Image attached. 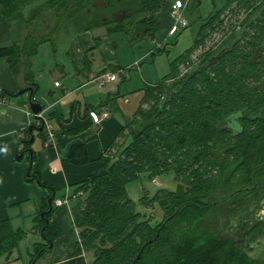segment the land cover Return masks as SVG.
<instances>
[{
    "label": "trees",
    "instance_id": "1",
    "mask_svg": "<svg viewBox=\"0 0 264 264\" xmlns=\"http://www.w3.org/2000/svg\"><path fill=\"white\" fill-rule=\"evenodd\" d=\"M35 1L0 0V14L10 23L15 16L21 18V9ZM67 1H72L75 7L68 16L70 20L93 2H101V8L94 12V27H105L110 33L124 32L135 42L154 38L160 32L155 14L166 3V0H61L60 6L69 9ZM257 1L226 0L222 9L204 20L193 48L172 62L170 76L177 71L176 65L205 47L211 33L220 30L225 23L220 15L230 3L247 6L250 17L243 24V32L217 53L206 52L203 62L185 74L165 98L163 87L170 76L145 89L142 103L127 124L131 127L128 137H132L129 145L116 159H104L105 173L92 176L77 187L76 192L82 191L84 195L79 196L82 206L76 224L81 230V243L94 259L89 263L87 256L76 250L61 264H229V260L239 257L247 261L243 264H259L233 239L220 236L219 223L206 218L215 212L214 207L207 215L202 210L204 201L218 191L216 174L228 175L223 181L226 185L238 183L244 187L255 184L259 175L264 174V0L253 9ZM124 12L128 13L126 17ZM255 12L261 16L253 20ZM38 43L31 38L24 48L11 49L8 56L15 70L20 68L21 57L29 61ZM162 51L160 48L158 52ZM36 92L35 87L34 98ZM146 103H152L149 111L144 109ZM26 134L18 144L17 154L33 148L28 143L29 130ZM45 134L40 133L46 140ZM21 145L23 148L19 149ZM71 161L77 165L88 163L86 147L74 145ZM170 171L176 174L179 192L159 188L153 197L145 193L141 199L146 205L158 203L164 212V220L154 226L136 210L127 186L143 174L155 178ZM239 172L241 175L236 176ZM30 174L29 180L36 179L49 186L40 176ZM54 201L55 198L53 210L48 212L47 200L38 217L40 234L47 244H36L40 246L39 254H35L37 259L51 250L50 244L54 245L58 237L57 228L60 231L61 222L54 218L57 210ZM171 216L174 217L156 238L159 228ZM46 219L50 224L47 225ZM251 232L262 233L259 225ZM22 234L14 231L10 222H0V244L14 241V246H18Z\"/></svg>",
    "mask_w": 264,
    "mask_h": 264
},
{
    "label": "rangeland",
    "instance_id": "2",
    "mask_svg": "<svg viewBox=\"0 0 264 264\" xmlns=\"http://www.w3.org/2000/svg\"><path fill=\"white\" fill-rule=\"evenodd\" d=\"M51 1L52 0H37L34 3L27 5L25 8L21 9L22 17L20 16L21 18H16L15 16L13 18L14 20H11L10 23H8L7 18H5L1 14L3 19L6 21V24L8 23L7 25L11 26L16 41L20 38L21 40H30L32 38L33 40L39 41L38 46L42 44L40 46L39 53L35 56H32L33 70L35 72L34 78L36 80L43 79L40 83V87L42 88V90L38 94L37 100L47 104L49 108L50 103L56 100L57 97H60V93L62 92V88H59L57 92L55 90H52L56 92H54L55 94H50L51 90L46 88L52 83V81L54 80L52 86H54L56 81L60 84V86H63L64 84L68 85L67 82L71 79H78L72 77L73 70L76 68V65L72 62L73 58L71 57V50H77V48L79 47L80 49L82 47H85L86 43H88V39L93 41L91 42L92 45L99 46L102 44H106V50L109 49V46H112L113 42V45L115 46L114 56L109 54L108 52V54L110 55V59L107 60H112L114 61V63H121L126 65L127 68H131L129 70L127 69V79L124 80V75L116 71L118 80L100 89H98V85L94 83L89 84L87 87L81 86L80 90H78L77 92H74L70 89L72 93L74 92L72 95H70V99H73V101H77V99H80L82 102H86V99L87 103L94 104V106L96 107L100 106V104L107 99L109 94H115L120 104V108L122 109L121 112H118V115H129L132 120L134 118L133 116H135L134 114L142 103L145 89L149 86L158 85L159 83L167 79L172 74L171 61L173 57H175V55H180L181 53H183V50L193 45L201 23L196 22L194 20V16L192 15L200 14L202 15L203 19H207L209 17V14L213 11L210 0H201L200 5L195 10L192 9V1L188 2V7L191 5L188 8V11L190 10L191 12L187 13L186 15L185 10L184 13L185 17L188 20V28H186L185 31L178 36L177 44H170L166 46L167 52L159 54L158 50L164 43L161 42L162 37L160 36V32L156 36H154V38L146 37L145 39L139 40L134 43L135 41L130 39V41L126 40L125 42H123V39L127 37L124 32L116 31L114 33H110V30L106 29L105 27L95 28L94 12H97V8H101V2H93L87 9L70 20L68 16L72 10H75L72 1H67V3L70 2L67 5L69 9L60 6L62 4L60 3L61 0ZM213 1L218 9L222 8L224 3H226V1L224 0ZM49 2H51L50 5L48 4ZM262 2V0L254 2V4H256L253 9H257L259 6L258 4H262ZM246 7L247 6L241 5L238 2H234L228 4L224 8V13H221L220 15V17L225 21L223 26L220 27V30L213 31L211 33V36L209 37V40L207 41L205 47H201L200 49H198V51L193 56L189 55V57H187V61L176 65L177 71L175 70V74L173 76H170V78H168V80L164 84L163 88L165 93L163 98L167 96L169 91H171L172 88L177 85L179 80L185 74L190 72V70L196 68L198 63L201 64L203 62L206 52L213 51L217 53L219 50H222L225 46H227L235 36L243 32V24L248 22L247 18L250 17V15L248 14V9ZM127 14V12H124L123 17H126ZM250 14L252 16V13ZM257 16L260 17L261 15L255 12L251 19L255 20L258 18ZM98 37H100L101 39ZM180 47H184V49L181 50ZM31 49L32 48L30 47V50ZM101 49L102 48H95L91 51V54L86 55L85 53H83V55L86 58L90 56L92 60L93 57L98 60L99 56H103L104 58V53H106H101ZM177 50L178 53H176ZM154 53L156 54L154 55ZM64 54L66 55V57L62 58ZM75 77H77V75H75ZM31 78L32 75H28V80H30ZM87 82L91 83L92 78L90 77L89 80L87 79ZM89 89H92L89 93L91 95H93L94 91L98 92V90H100V93L98 92L99 96L85 98L86 95L84 92ZM25 98H29V95H26ZM126 100H129L130 102L126 103ZM66 104L62 105V107L64 108ZM151 105L152 103H146L144 105V109L149 111ZM56 109L57 108H55V110ZM130 129L131 127L126 128L127 133L123 132L121 137L118 139V142H116V144L112 146V149L110 150V156L114 155L120 148V142L123 141L122 139L126 138V136L130 132ZM36 132L38 131L35 130V133ZM24 136L27 137L25 133L23 134V137ZM36 137L37 142L39 141L36 145L38 146L42 139L39 135H37ZM30 139L31 137L29 138V140ZM129 143L127 145H129ZM16 159L18 161H23L24 159L27 160V162L29 163L28 171L29 168L32 167L33 162L32 158L30 159V153L25 154L24 152L21 154H17ZM238 175H241V173H237L236 176ZM216 176V182L219 183V187H221V183L227 179L226 177L228 175L226 174L225 177L216 174ZM27 177H31L30 172H28ZM33 181H36V184H38L46 191H50L47 186L41 185L36 179H34ZM229 187H233V185H227L225 188ZM159 188H167L171 190L177 189L176 192H179L180 190H178V182L176 180L175 172L170 171L155 178L150 177L148 174H143L140 178L129 183L127 186L130 197L136 203V210L140 212L145 219H149L154 226H158L164 220V212L158 203L146 205L142 203L141 199L142 197H144L145 193L146 195L153 197L159 190ZM230 190L225 191H227L226 193H229ZM63 193L64 192L60 191L59 193H57V196H60ZM71 200H74V203L76 202L75 200L78 199L75 198V195H73L71 197ZM68 204L66 206H68ZM77 204L79 205L82 203ZM217 208L220 211H223L226 208V204L218 205ZM237 208L238 206L235 209ZM63 209H65V206H63L62 210ZM57 212L58 211H56V213ZM65 214L66 213L64 212L63 222L59 224V226H61L60 231L59 228H57L58 237L55 238L54 248L49 252L44 253L39 259H37V255L39 254L38 252L40 246L35 245V247H32L31 251L29 252V245L32 244L33 246L34 243H40V238L42 240L41 243L47 244V242H43V238L41 235L39 238V234L30 237V234H33L32 232L37 228V225L39 227L37 228V232L40 233L41 228L39 221H35L34 217H29L26 219L20 217L13 218L15 220H12V222H14V229L21 227L26 231V235L24 236V234H22L23 237L19 242L18 249L17 246H14L16 245L14 241H5L4 243L0 244V252H2L0 263L6 261L8 263L12 258L11 254L13 253L14 255L12 259H17L20 257V259L22 260V264H61L71 255V253H75L76 250H79L78 252H81L83 255L87 256L89 263H91L94 257L93 254L81 243V230L76 224V215L74 218H70L67 215L65 216ZM229 237L226 236V238ZM36 252L38 254L35 256ZM243 261L246 260H244L242 257H239V259L229 260V264H243Z\"/></svg>",
    "mask_w": 264,
    "mask_h": 264
},
{
    "label": "crops",
    "instance_id": "3",
    "mask_svg": "<svg viewBox=\"0 0 264 264\" xmlns=\"http://www.w3.org/2000/svg\"><path fill=\"white\" fill-rule=\"evenodd\" d=\"M176 1L178 0H166L165 5H163L155 14L158 24L160 25L159 31L160 36L162 37L161 42H164L162 45L163 51L161 53L167 52L166 46L177 44L178 36L185 31V29H179L176 27V19L171 14V5ZM182 1H186L187 4L192 1L191 5L193 10H195L201 3V0ZM210 2L213 11L209 16L215 11L222 9L225 5L224 3L222 8L218 9L213 0H210ZM189 7L187 6L185 9L186 15L191 12L190 10L188 11ZM192 16H194L196 22L201 23V28L205 19H203L200 14ZM7 24L0 14V222L8 221L12 227L14 223L12 220H14L13 218L15 217L25 219L34 217L35 221L37 220L38 222V217L47 200L52 197H54L55 200L70 197L68 206H65V209L63 210V207L57 208L56 211L58 212L56 213L55 211L54 214V218L62 223L64 212L66 213L65 216L67 215L70 218H74L81 209V205L77 204L80 203L79 197L75 196L78 200H75L76 202L74 203V200H71V197L77 194L76 191L78 185L92 176L105 173L106 168L104 159L107 157V159L110 160L116 159L118 154L132 140V137H128V134L126 138L122 139L123 141L120 142V148L116 153L110 156L112 146L118 142V139L123 132L127 133V124L132 120L129 115H118V112H121L122 109L120 108V104L115 94H109L107 99L101 103L100 106L96 107L94 104L87 103L86 99V102H82L80 99L73 101V99H70V95L80 90L81 86L87 87L89 84H92V82H87V79L89 80L90 77L92 78L93 76L106 72L116 73L119 68L120 70L128 68L124 64H118L114 63L112 60H107L110 59L109 54L114 56L115 46L113 45V42L112 46H109V49L106 50V44L99 46L92 45L91 42L93 41L88 39V43H86L85 47L71 50V57L73 58L72 62L76 65L72 77L78 79H71L67 82L68 85L64 84L63 86H60L57 81L54 86H52L54 82L53 80L46 88L51 90L50 94H55L59 88H62V92L60 93L61 96L57 97L56 100L50 103L48 108L47 104L37 100V96L42 90L40 83L43 79L36 80L34 78L35 72L33 70L32 60V56L39 53L42 44L37 46L35 53L29 58V61H26L25 57H21L22 59H20L19 62L20 68L15 70L9 61L8 53L15 47L24 48L27 39L21 40L20 38L16 41L11 26ZM200 28L196 34L197 36ZM125 35L129 36L126 33ZM129 39V37H126L123 39V42ZM162 46L160 48H162ZM193 46L194 43L185 50H183L184 47H180V49L183 50V53L181 54H185L192 49ZM95 48H102L100 51L101 53L106 52L104 53V58L103 56H99L98 60H96L95 57H93L92 60L90 56L86 58L83 55V53L86 55L91 54V51ZM176 53H178V50ZM180 55H175L171 64L174 60L180 57ZM65 57L66 55L64 54L62 58ZM30 74L32 75V78L28 80V75ZM75 75H77V77H75ZM127 76H123V79H127ZM30 86L37 88L34 100L43 106V112L39 116L31 111L29 98H25L26 95H29V92L24 94L20 93L22 90H25ZM70 89L74 92L72 93ZM52 90H55L56 92ZM91 90L92 89H89L84 92L86 95L85 98L99 96L98 92L100 93V90H98V92L94 91L93 95L89 94ZM125 102L128 103L130 101L126 100ZM64 104L66 105L63 108L62 105ZM55 108L57 109L55 110ZM105 111L109 113V117L103 118L102 120V112ZM41 117L46 123L53 125L56 136L54 142L50 143V141L45 140V136H41L39 132H34L35 135H39L42 140L38 146H36L39 142H37V140L33 144L36 159H33L32 167H30L28 171L29 163L27 160L24 159L23 161H18L16 159L18 144L21 140L26 138L25 136V138L23 137V134H26V132L30 130V126H34L32 124H36L35 126H41V121L39 120ZM74 145L86 147L90 157L88 163L77 165L71 161L72 147ZM22 147L23 145H21L19 149ZM28 172L40 176L41 181L44 184L51 186H48L50 191L48 192L41 188L36 184V181L29 180L27 177ZM60 191L64 193L57 196V193ZM37 230L38 229L36 228L32 232L34 235L30 234V237L39 234L40 238L41 234L37 232ZM14 231L21 232L24 236L26 235V231L21 227L14 229ZM41 242L42 240L40 238V243ZM36 244L39 243H34L33 246L32 244L29 245V252ZM18 247L19 246H17V249ZM13 255L14 254L12 253V258ZM12 258L8 263L6 261L0 264H22L20 257L17 259Z\"/></svg>",
    "mask_w": 264,
    "mask_h": 264
},
{
    "label": "flooded vegetation",
    "instance_id": "4",
    "mask_svg": "<svg viewBox=\"0 0 264 264\" xmlns=\"http://www.w3.org/2000/svg\"><path fill=\"white\" fill-rule=\"evenodd\" d=\"M254 177L256 180L255 175ZM261 177H264L263 173L259 175L258 181L249 187L236 184L225 188L227 185L222 182L223 185L221 184L214 196L204 201L206 204L202 210L207 215V211L214 207L215 212L206 218L219 223L220 236H230L229 238L233 239L248 256L259 264H264V178ZM225 190L230 192L226 193ZM223 204H226V208L220 211L217 207ZM255 225H259L262 233L251 232Z\"/></svg>",
    "mask_w": 264,
    "mask_h": 264
},
{
    "label": "built area",
    "instance_id": "5",
    "mask_svg": "<svg viewBox=\"0 0 264 264\" xmlns=\"http://www.w3.org/2000/svg\"><path fill=\"white\" fill-rule=\"evenodd\" d=\"M188 6L186 1H182V0H178L175 3L172 4V14L174 16V18L176 19V27L179 29H186L188 28V20L185 17L184 14V10L186 9V7ZM120 72L122 75L126 76L127 73V69H121ZM118 80L117 77V73H102L99 74L97 76H93L92 77V83H95L98 85L99 88H103L106 85L114 82ZM109 117V113L107 111L102 112V120L103 118H108ZM45 132L47 135V139L48 141H50V143L54 142L55 136H56V132L54 130L53 125H51L50 123H46V127H45ZM83 192H79L77 193L75 196L79 197V196H83ZM70 200V197H67L65 199H58L55 200V206L58 208H61L63 206H66L68 204Z\"/></svg>",
    "mask_w": 264,
    "mask_h": 264
},
{
    "label": "water",
    "instance_id": "6",
    "mask_svg": "<svg viewBox=\"0 0 264 264\" xmlns=\"http://www.w3.org/2000/svg\"><path fill=\"white\" fill-rule=\"evenodd\" d=\"M34 91H35V88L30 86V87L26 88L25 90H22L20 93L21 94H24V93L29 92V106L31 108V111L35 115L39 116L43 112V106L39 102H37V101L34 100ZM39 120L41 121V126H35L34 125V126H31L30 127V130L29 131H30V134H31V139L28 141V143L30 145H33L35 143V141H36V136L34 135L35 130H37L39 133H43L45 131V127H46L45 120L42 117L39 118ZM24 152H25V154L26 153H30L31 158H33V156L35 154V151L33 150V148H28L27 150H24L22 153H24ZM53 199H54V197H52V198H50L48 200V204H49V210H48V212H51L53 210ZM42 217H45L44 214H42ZM173 217L174 216L169 217L164 222L162 228H159L158 234H157V237L156 238H158L160 236L162 229L168 224V222L170 221V219L173 218ZM46 222H47V225L50 224V221L49 220H47ZM53 246L54 245L51 243L50 244V249H52Z\"/></svg>",
    "mask_w": 264,
    "mask_h": 264
}]
</instances>
